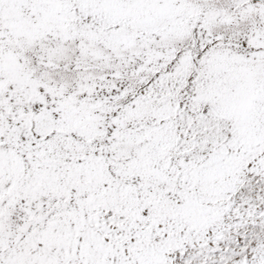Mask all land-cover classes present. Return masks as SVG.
<instances>
[{
    "label": "snow or ice",
    "instance_id": "6c2138e0",
    "mask_svg": "<svg viewBox=\"0 0 264 264\" xmlns=\"http://www.w3.org/2000/svg\"><path fill=\"white\" fill-rule=\"evenodd\" d=\"M0 264H264V0H0Z\"/></svg>",
    "mask_w": 264,
    "mask_h": 264
}]
</instances>
